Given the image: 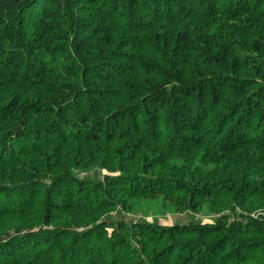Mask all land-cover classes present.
I'll return each mask as SVG.
<instances>
[{"label": "trees", "instance_id": "obj_1", "mask_svg": "<svg viewBox=\"0 0 264 264\" xmlns=\"http://www.w3.org/2000/svg\"><path fill=\"white\" fill-rule=\"evenodd\" d=\"M156 197L221 215L106 219ZM262 209L264 0H0V264H264Z\"/></svg>", "mask_w": 264, "mask_h": 264}, {"label": "rangeland", "instance_id": "obj_2", "mask_svg": "<svg viewBox=\"0 0 264 264\" xmlns=\"http://www.w3.org/2000/svg\"><path fill=\"white\" fill-rule=\"evenodd\" d=\"M105 170L97 168L87 172L80 173V176L87 177L94 181L102 179ZM238 213L225 211L229 215L230 220L239 217ZM221 214H215L204 208L201 211L193 212L189 210L176 211L175 207L163 197L156 198H139L135 201L133 209L127 210L121 207L111 211L106 219H125L127 222L147 221L156 224L169 226L174 223H188V222H212ZM255 218L264 217V209L250 214Z\"/></svg>", "mask_w": 264, "mask_h": 264}]
</instances>
